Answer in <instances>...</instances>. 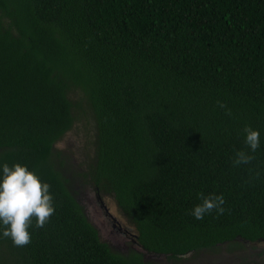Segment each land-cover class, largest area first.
Listing matches in <instances>:
<instances>
[{
    "label": "trees",
    "instance_id": "1",
    "mask_svg": "<svg viewBox=\"0 0 264 264\" xmlns=\"http://www.w3.org/2000/svg\"><path fill=\"white\" fill-rule=\"evenodd\" d=\"M77 127L92 154L69 178L55 144ZM240 151L253 159L233 166ZM0 163L55 207L28 245L0 237V264H146L100 239L87 187L174 261L264 241V0H0ZM201 194L223 214L195 219Z\"/></svg>",
    "mask_w": 264,
    "mask_h": 264
},
{
    "label": "rangeland",
    "instance_id": "2",
    "mask_svg": "<svg viewBox=\"0 0 264 264\" xmlns=\"http://www.w3.org/2000/svg\"><path fill=\"white\" fill-rule=\"evenodd\" d=\"M92 135H88L82 128H73L67 132L55 144L56 154L63 156L65 165L64 173L71 178L76 170L82 169L88 156L92 154ZM54 151V152H55ZM75 180V181H74ZM72 179V188H78L77 180ZM103 204L110 215L104 212L100 202L96 199L95 190L91 187L79 188L78 199L85 209L90 222L98 229L100 239L111 246L117 252L126 253L130 249H137L132 243L131 234H136L135 229L130 226L123 215L119 212L115 202L110 197H102ZM126 231L117 230L116 223ZM154 256L147 255V259H154ZM153 264H264V243L257 245L242 244L241 248L235 250L227 245L219 246L214 250L192 253L181 257L172 263L158 258Z\"/></svg>",
    "mask_w": 264,
    "mask_h": 264
},
{
    "label": "clouds",
    "instance_id": "3",
    "mask_svg": "<svg viewBox=\"0 0 264 264\" xmlns=\"http://www.w3.org/2000/svg\"><path fill=\"white\" fill-rule=\"evenodd\" d=\"M223 107V105H221ZM245 144L254 153L260 147V133L251 127L244 129ZM253 157L244 151L237 152L233 166L249 163ZM201 203L194 206L191 215L201 220L216 210L223 214L225 201L222 195L201 194ZM55 207L50 185L30 171L28 167L0 163V237L10 238L13 245L23 247L31 242V227L42 228L54 214Z\"/></svg>",
    "mask_w": 264,
    "mask_h": 264
},
{
    "label": "flooded vegetation",
    "instance_id": "4",
    "mask_svg": "<svg viewBox=\"0 0 264 264\" xmlns=\"http://www.w3.org/2000/svg\"><path fill=\"white\" fill-rule=\"evenodd\" d=\"M96 199L100 202V204H101V206H102V208L104 209V211L105 212H107L106 210V208H105V205L103 204L104 202H103V198L102 197H100L98 194H96ZM108 213V212H107ZM108 217H110V218H112L113 219V217L110 215V213H108ZM89 219V218H88ZM90 220V219H89ZM114 220V219H113ZM114 223H116V229L117 230H123L124 232H126L120 225H119V223L115 220L114 221ZM98 230V229H97ZM98 233H99V231H98ZM131 237H132V243L133 244H135L136 246H138V242H137V236H136V234H131ZM241 243L242 244H246V245H257V244H259V243H264V241H260V242H248V241H241ZM139 247V246H138ZM142 248V247H141ZM235 250H238L239 248H234ZM131 250H135V249H130L129 251H131ZM142 252H138L137 250H135V251H137L141 256H142V259H143V262L144 263H146V264H153L154 262H153V260H157L158 258H160V259H163L164 261H166V263H168V261L169 262H173L174 260L172 259V258H170V257H168L167 255H164V254H157V253H154V252H149V251H146L145 249H143L142 248ZM129 251H127L126 253H128ZM202 252V251H201ZM126 253H124V254H126ZM147 255H149V256H154L153 258L154 259H147V258H145V257H147ZM186 256V255H185Z\"/></svg>",
    "mask_w": 264,
    "mask_h": 264
},
{
    "label": "water",
    "instance_id": "5",
    "mask_svg": "<svg viewBox=\"0 0 264 264\" xmlns=\"http://www.w3.org/2000/svg\"><path fill=\"white\" fill-rule=\"evenodd\" d=\"M106 208V207H105ZM107 209V208H106ZM104 210V209H103ZM108 213H109V211H108V209L106 210ZM105 212V211H104ZM107 212H105V213H107ZM107 213V214H108ZM139 246V247H138ZM138 246H136V248L137 249H135V250H137L138 252H142L143 250H142V248H141V246L140 245H138Z\"/></svg>",
    "mask_w": 264,
    "mask_h": 264
}]
</instances>
